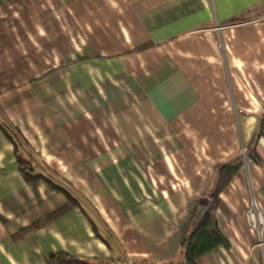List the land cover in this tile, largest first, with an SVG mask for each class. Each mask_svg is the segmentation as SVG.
<instances>
[{"label": "crops", "instance_id": "obj_1", "mask_svg": "<svg viewBox=\"0 0 264 264\" xmlns=\"http://www.w3.org/2000/svg\"><path fill=\"white\" fill-rule=\"evenodd\" d=\"M263 116L264 0H0V264L175 261L238 158L197 264H264Z\"/></svg>", "mask_w": 264, "mask_h": 264}, {"label": "trees", "instance_id": "obj_2", "mask_svg": "<svg viewBox=\"0 0 264 264\" xmlns=\"http://www.w3.org/2000/svg\"><path fill=\"white\" fill-rule=\"evenodd\" d=\"M263 127L264 116L260 120V128ZM5 129L11 140L14 142L15 149H18L20 144L25 142L22 134L16 129H11V127L5 126ZM253 157L255 158V155H253ZM17 159L21 170L26 172L27 169L31 167L30 160L24 154L18 153ZM242 164V160L238 158L221 165L218 186L215 193L212 194L215 201H217L220 191L228 184L233 174L242 166ZM219 244H227V240L218 227L214 213L211 209H208L201 222L197 224L192 231L189 232L185 228L181 240V252L175 261L160 262L156 260H136L128 263L125 261L113 260L100 263L79 259L66 253L53 252L49 256L48 264H197V258L200 255Z\"/></svg>", "mask_w": 264, "mask_h": 264}, {"label": "built area", "instance_id": "obj_3", "mask_svg": "<svg viewBox=\"0 0 264 264\" xmlns=\"http://www.w3.org/2000/svg\"><path fill=\"white\" fill-rule=\"evenodd\" d=\"M246 216L249 224L258 230L259 234L261 235V243L263 244L264 209L259 204L255 196H252V198L250 199Z\"/></svg>", "mask_w": 264, "mask_h": 264}, {"label": "water", "instance_id": "obj_4", "mask_svg": "<svg viewBox=\"0 0 264 264\" xmlns=\"http://www.w3.org/2000/svg\"><path fill=\"white\" fill-rule=\"evenodd\" d=\"M212 203H213V199L210 196L206 195L203 197L195 213L196 225L201 222L206 211L208 210V208L211 206Z\"/></svg>", "mask_w": 264, "mask_h": 264}, {"label": "rangeland", "instance_id": "obj_5", "mask_svg": "<svg viewBox=\"0 0 264 264\" xmlns=\"http://www.w3.org/2000/svg\"><path fill=\"white\" fill-rule=\"evenodd\" d=\"M252 198V197H251ZM250 203V202H249ZM249 206V205H248ZM248 208V207H247ZM246 212H247V209H246ZM246 218H247V216H246ZM247 222H248V220H247ZM248 224H249V222H248ZM250 225V224H249ZM251 226V225H250ZM253 227V226H252ZM256 229V228H255ZM264 231V230H263ZM259 233V232H258ZM259 235V237L261 238V235L260 234H258ZM141 261H145V259L144 260H141ZM146 261H149V260H147L146 259Z\"/></svg>", "mask_w": 264, "mask_h": 264}]
</instances>
